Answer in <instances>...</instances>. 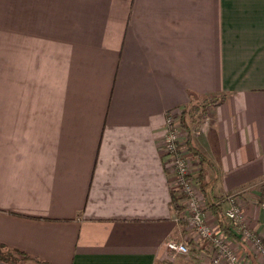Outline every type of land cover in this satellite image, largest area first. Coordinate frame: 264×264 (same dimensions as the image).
Instances as JSON below:
<instances>
[{
	"label": "crops",
	"instance_id": "crops-1",
	"mask_svg": "<svg viewBox=\"0 0 264 264\" xmlns=\"http://www.w3.org/2000/svg\"><path fill=\"white\" fill-rule=\"evenodd\" d=\"M0 39V244L23 264H209L163 140L168 113L222 93L191 135L214 169L199 179L209 196L242 190L264 240V0H0Z\"/></svg>",
	"mask_w": 264,
	"mask_h": 264
},
{
	"label": "built area",
	"instance_id": "built-area-1",
	"mask_svg": "<svg viewBox=\"0 0 264 264\" xmlns=\"http://www.w3.org/2000/svg\"><path fill=\"white\" fill-rule=\"evenodd\" d=\"M181 129L183 128L179 124V117L168 113L165 120L163 148L174 175V187L181 195L178 204L183 209L182 217L201 239L211 245L213 255L210 257L209 264H242V259L232 250L220 228L214 229L208 224L209 211L199 206L198 193L194 189V181L188 169L186 155L179 142ZM200 131L201 128L196 132L200 133ZM261 206L264 208V202ZM223 213L232 230L245 242L250 243L255 252L264 258V240L245 225L239 193L225 197ZM166 248L174 255L189 253L188 246L177 240L166 241Z\"/></svg>",
	"mask_w": 264,
	"mask_h": 264
},
{
	"label": "trees",
	"instance_id": "trees-1",
	"mask_svg": "<svg viewBox=\"0 0 264 264\" xmlns=\"http://www.w3.org/2000/svg\"><path fill=\"white\" fill-rule=\"evenodd\" d=\"M225 98V94L222 93L220 95H210L203 97L199 99L198 101H191L187 105L183 106L180 109L179 112V124L183 129H187L188 133L186 134L185 139V146L187 147V150L191 152L194 156L198 157V159L203 163L207 162V159L204 157V155L194 146L191 142V126L196 123L197 121H200L206 114L207 107L210 105H213L215 103H219L223 101ZM200 171L199 176L201 177L203 173ZM198 176V177H199ZM202 178V177H201ZM199 180V179H198ZM201 181V179L199 180ZM213 188V184L210 185V191ZM202 189V196L203 199H205L206 208L210 210L211 214L216 218L218 227L220 230L224 233L225 236L228 237H237V234L232 230L231 225L229 222L225 219L224 213H223V204L225 202V197L222 195H216L213 194V196H209L210 192H207L208 190L201 187ZM260 197L258 200V203L261 205L264 202V186H260L259 188ZM172 196V203L174 205V208L177 210H181L182 206L178 204V202L181 199L180 194H176L175 189L171 191ZM0 259L8 261L13 264H23L24 261H27L31 259L26 253L22 251H16L12 249H7L3 245L0 244ZM35 260V259H33ZM37 264H48L43 261H36Z\"/></svg>",
	"mask_w": 264,
	"mask_h": 264
},
{
	"label": "rangeland",
	"instance_id": "rangeland-1",
	"mask_svg": "<svg viewBox=\"0 0 264 264\" xmlns=\"http://www.w3.org/2000/svg\"><path fill=\"white\" fill-rule=\"evenodd\" d=\"M3 39H0V49H3ZM3 66H4V53H0V67H1V71H0V79H3V77H4V71H3ZM0 93H4V86L3 85H0ZM209 107V106H208ZM208 107H207V109H208ZM206 112H207V110H206ZM205 116H206V114H205ZM203 117L200 121H197L196 123H194L191 127V132H190V136L191 135H196V134H198L196 131L197 130H200V128L202 127V124H204V121L206 120V117ZM179 117V116H178ZM188 133V130L187 129H181V134H182V137H181V135H180V137L181 138H179V142H180V139H182L183 138V140H181V142H180V145H181V147H182V149H183V151H184V153H185V155H186V160H187V165H188V169H189V172H190V175H191V177H192V179H193V181H194V189H195V191L198 193V197H199V195H200V198H199V206L201 207V208H206L207 206H206V203H205V199H203V195H202V189H201V187L203 186V188H204V182L203 181H199L200 179H199V174H200V171L202 172V173H204L205 171H207L208 169H211V170H214L213 169V166L211 165L210 166V164L208 163V160H207V162H201L199 159H198V157H196V156H194L191 152H189L188 150H187V147L185 146V139H186V134ZM193 145V144H192ZM195 158V159H197L198 161H199V163H200V167H198V164H195V163H193V160H192V158ZM194 159V160H195ZM201 173V174H202ZM199 179V180H198ZM212 184V183H211ZM250 185H247V186H245L246 187V189L247 188H250L249 187ZM260 186H264V183H259L258 185H257V187H258V189L260 188ZM241 192H243L242 190H240ZM241 192L239 193V196L241 195ZM260 194V193H259ZM203 196V197H202ZM260 197V196H259ZM242 200V197L240 196V201ZM258 200H259V198H258ZM264 200V199H263ZM205 210H208V209H205ZM208 211H210V210H208ZM209 214V213H208ZM211 216H212V214H210ZM182 255H177L176 254V257H180V259H183L182 257H181Z\"/></svg>",
	"mask_w": 264,
	"mask_h": 264
}]
</instances>
